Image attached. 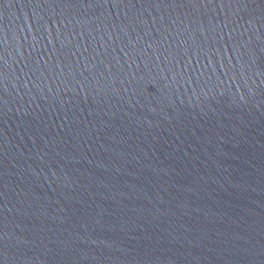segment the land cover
Returning a JSON list of instances; mask_svg holds the SVG:
<instances>
[{"label": "water", "instance_id": "water-1", "mask_svg": "<svg viewBox=\"0 0 264 264\" xmlns=\"http://www.w3.org/2000/svg\"><path fill=\"white\" fill-rule=\"evenodd\" d=\"M0 264H264V0H0Z\"/></svg>", "mask_w": 264, "mask_h": 264}]
</instances>
